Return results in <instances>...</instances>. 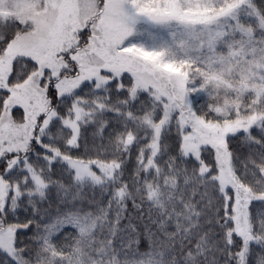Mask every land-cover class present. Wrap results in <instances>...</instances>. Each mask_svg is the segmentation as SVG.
<instances>
[{"label": "snow or ice", "instance_id": "1", "mask_svg": "<svg viewBox=\"0 0 264 264\" xmlns=\"http://www.w3.org/2000/svg\"><path fill=\"white\" fill-rule=\"evenodd\" d=\"M0 257L264 264V4L0 0Z\"/></svg>", "mask_w": 264, "mask_h": 264}, {"label": "trees", "instance_id": "2", "mask_svg": "<svg viewBox=\"0 0 264 264\" xmlns=\"http://www.w3.org/2000/svg\"><path fill=\"white\" fill-rule=\"evenodd\" d=\"M256 3H257L258 6H260L261 4H264V0H256ZM204 99L206 100L207 98L204 97ZM89 135H90V133H89ZM20 219L21 220L24 219V214L23 213L20 214ZM21 239H25V237L22 236ZM0 259H4V258L3 257H0Z\"/></svg>", "mask_w": 264, "mask_h": 264}, {"label": "rangeland", "instance_id": "3", "mask_svg": "<svg viewBox=\"0 0 264 264\" xmlns=\"http://www.w3.org/2000/svg\"><path fill=\"white\" fill-rule=\"evenodd\" d=\"M173 143H174V140H169V144H173Z\"/></svg>", "mask_w": 264, "mask_h": 264}]
</instances>
